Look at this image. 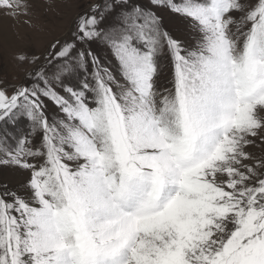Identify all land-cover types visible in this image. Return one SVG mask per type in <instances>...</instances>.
I'll list each match as a JSON object with an SVG mask.
<instances>
[{"label": "snow or ice", "instance_id": "obj_1", "mask_svg": "<svg viewBox=\"0 0 264 264\" xmlns=\"http://www.w3.org/2000/svg\"><path fill=\"white\" fill-rule=\"evenodd\" d=\"M73 2L0 74V264H264V0Z\"/></svg>", "mask_w": 264, "mask_h": 264}, {"label": "rangeland", "instance_id": "obj_2", "mask_svg": "<svg viewBox=\"0 0 264 264\" xmlns=\"http://www.w3.org/2000/svg\"><path fill=\"white\" fill-rule=\"evenodd\" d=\"M33 4L32 16L10 18L0 11V74L12 79L20 70L13 59L15 53L29 49L39 52L52 40L61 36L72 19L82 10L83 5L73 0H29ZM31 19L36 27H29L26 20ZM169 29L180 39H187L183 22L173 20ZM170 74V69L167 70ZM166 82L162 78V83ZM259 152L260 149H252Z\"/></svg>", "mask_w": 264, "mask_h": 264}]
</instances>
